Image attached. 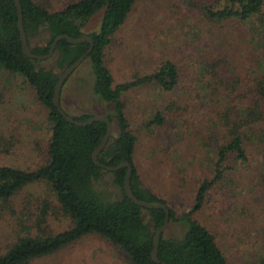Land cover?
Returning a JSON list of instances; mask_svg holds the SVG:
<instances>
[{"label": "trees", "instance_id": "obj_1", "mask_svg": "<svg viewBox=\"0 0 264 264\" xmlns=\"http://www.w3.org/2000/svg\"><path fill=\"white\" fill-rule=\"evenodd\" d=\"M136 1L72 0L62 9L51 10L36 0H21L33 53L48 54L54 39L61 34L75 39L92 38V43L76 44L67 38L61 39L51 57L54 66H46L43 60L24 53L16 1L0 0V70L24 79L36 99L48 109L51 123L48 158L43 165L23 169L0 164V221L8 220L13 229L5 238L0 236L4 244L0 247V264H38L91 234L117 246L129 264H229L216 236L192 218V214L203 207L208 192L229 177L227 170L248 164L251 155L260 164L257 170L251 171L258 177L259 187L264 189V0H214L212 3L186 0L188 7L198 10L208 21L244 23L248 38L244 42L248 48L245 70L242 68L245 64L225 55H212L201 63L199 81L205 91H202L203 99L206 105L217 106V122L223 128L225 140L216 148L214 176L201 182L192 210L182 218L142 181L135 162L138 137L132 130L124 99L127 92L144 84H156L167 93L174 92L181 82L180 68L172 60H166L150 73L116 83L106 61V50ZM101 11L100 29L87 33L88 24ZM43 34L45 42L39 39ZM91 47L86 60L94 73L92 91L105 111L100 115L107 116L115 125L114 133L99 154V162L118 166L127 161L132 168L134 194L144 201L166 204L170 222L185 221L188 226L180 238L167 236L166 231L159 236L160 263L153 260L152 254L155 234L166 218L165 209H149L132 201L124 188L128 167L111 171L95 163L94 152L107 131V122L97 120L87 126L77 125L68 121L54 103L61 74ZM61 106L69 114L62 105V91ZM178 106L173 101L166 109L177 112ZM70 116L86 121L96 115ZM165 121L164 113L156 112L149 124L164 125ZM14 145V138L1 131L0 154L11 152ZM230 158L237 162L235 166L226 164ZM106 175L120 189L118 193H106L97 187ZM34 183L46 184L49 196L37 198L30 194L26 189ZM54 208L69 220L68 228L51 229L48 218ZM260 264H264V259Z\"/></svg>", "mask_w": 264, "mask_h": 264}, {"label": "rangeland", "instance_id": "obj_2", "mask_svg": "<svg viewBox=\"0 0 264 264\" xmlns=\"http://www.w3.org/2000/svg\"><path fill=\"white\" fill-rule=\"evenodd\" d=\"M36 1L59 10L72 0ZM101 17L102 11L92 18L87 33L100 29ZM246 30V25L238 20L221 24L208 21L198 10L188 7L186 0H137L106 50V61L116 83L150 73L166 60H172L180 68L181 82L174 92L167 93L156 84H144L124 95L132 130L138 137L135 162L142 181L146 188L166 200L179 218L192 210L201 182L214 176L216 148L225 140L223 128L217 122V106L206 105L203 99L199 81L201 63L212 55H225L245 64L242 66L245 70ZM39 39L45 42L44 34ZM42 63L54 66L52 58ZM93 82L94 73L88 60L67 78L62 88V105L70 115L105 113L92 91ZM173 101L179 105L177 112L166 109ZM156 112L164 113V125L149 124ZM1 131L14 138L15 145L11 152L0 154V164L36 169L45 163L51 137L48 109L36 99L22 77L2 70ZM250 160L245 163L248 167L244 164L227 170L229 177L210 190L203 207L192 214L216 236L229 264H260L264 259V189L251 171L260 164L253 155ZM236 163L230 158L226 164ZM97 187L106 193L120 191L110 175L104 176ZM26 190L37 198H46L50 193L44 183H34ZM51 200L54 201L52 196ZM53 204L56 206V202ZM145 217L149 220L147 212ZM48 221L56 231L70 225L57 208L52 210ZM187 227L185 221H171L166 235L180 238ZM12 232L9 221L1 220L0 236L5 238ZM3 245L0 242V247ZM38 264L129 262L117 246L91 234Z\"/></svg>", "mask_w": 264, "mask_h": 264}, {"label": "water", "instance_id": "obj_3", "mask_svg": "<svg viewBox=\"0 0 264 264\" xmlns=\"http://www.w3.org/2000/svg\"><path fill=\"white\" fill-rule=\"evenodd\" d=\"M15 1H16L17 9H18L19 29H20V33H21L23 50H24V53L26 55H28L29 57L34 58V59H39V60H46V59L51 58L54 55V53H55L58 41H60L63 38H67L72 43H75V44L76 43H81V42H84V41H89V42L92 43V38L90 36H83L80 39H75V38L69 36L68 34H61V35H58L54 39L53 44L51 46V50H50V52L48 54L37 55V54L33 53L31 48H30V46H29V43H28L27 33H26L25 25H24V15H23V8H22L21 0H15ZM91 49H92V47L89 48V50L85 54H83L75 63H73L71 66H69L61 74V76L59 78V81L57 83V86H56L54 103L60 109V111L62 112V114L65 116V118L68 121H70L72 123H75L77 125L87 126V125L92 124L94 121H97V120H102V121L107 122V124H108L107 131H106V133H105L100 145L96 148V150L94 152V161H95V163L98 164L99 166H101V167H103V168H105L107 170H111V171H114V170H117V169L123 168V167H128L129 169H128V173H127V175L125 177L124 188H125L126 194L132 199V201L135 202L138 205L144 206V207L149 208V209H151V208H162V209H165L166 218H165L163 226L160 229H158L156 234H155V238H154L155 247H154L153 254H152L153 260L155 262H157V263H160L161 261L159 260V257H158L159 236L161 234H163L167 230V228L169 226V223H170L169 207L166 204H164V203H153V202H148V201L141 200L134 194V192L132 190V187H131L132 168L130 167V165H129V163L127 161L123 162L122 164H120L118 166H109V165H105V164L99 162V154L105 148L110 136L114 133V130H115L114 123L107 116H105V115H96V116L92 117L89 120L80 121V120H77V119L73 118L69 114H67L63 110V108L61 106V91H62V88H63V85H64L65 81L86 60L87 56L91 52ZM162 263L163 264H168L166 262H162Z\"/></svg>", "mask_w": 264, "mask_h": 264}]
</instances>
